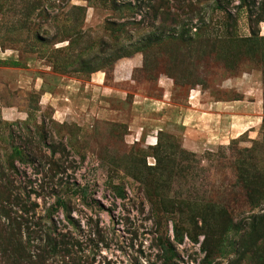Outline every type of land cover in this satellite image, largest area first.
I'll use <instances>...</instances> for the list:
<instances>
[{
	"label": "rangeland",
	"instance_id": "obj_1",
	"mask_svg": "<svg viewBox=\"0 0 264 264\" xmlns=\"http://www.w3.org/2000/svg\"><path fill=\"white\" fill-rule=\"evenodd\" d=\"M261 10L264 0H0V168L16 192L34 191L37 205L21 224L20 242L29 245L21 264H264L263 237L239 255L231 246L241 241L233 224L264 206L243 197L236 170V151L264 145V119L254 137L192 151L181 124L160 120L152 104L138 121L132 108L136 92L160 97V75L181 104L197 86L236 97L222 83L252 71L264 94V70L236 62L234 41L249 35V16ZM255 28L264 35V20ZM136 54L143 64L134 82L113 83L115 62ZM93 71L126 98L87 86ZM65 85L80 87L71 92L75 111L59 116L54 104L39 103L43 90L65 101ZM6 106L21 114L4 118ZM104 106L111 110L101 113ZM258 151L256 168H264ZM0 206L20 213L3 192ZM53 224L56 238L68 237L67 257L39 256ZM20 247L1 237L0 264H19Z\"/></svg>",
	"mask_w": 264,
	"mask_h": 264
},
{
	"label": "crops",
	"instance_id": "obj_2",
	"mask_svg": "<svg viewBox=\"0 0 264 264\" xmlns=\"http://www.w3.org/2000/svg\"><path fill=\"white\" fill-rule=\"evenodd\" d=\"M142 64L143 58L139 54L116 61L112 69V82L115 84L134 82L131 77L132 72L134 68L141 67ZM157 85L161 88L159 98H153L141 92L134 93L132 108L139 115L137 120L145 118L146 111L152 104L159 113L160 120L167 119L181 124L182 145L189 150L210 149L218 144H226L245 133L254 137L263 122V90L257 71L245 72L241 76L229 78L222 83V89L236 92V97L232 98L213 96L197 86L187 91L185 102L181 104L172 99L174 84L170 78L160 75ZM87 86L102 90L106 99L116 96L124 100L128 94L126 90L106 85L105 73L102 71L92 72ZM37 87L40 88V85H36ZM65 88H71L70 95L63 96L65 101L61 99L57 101L59 96L43 90L39 103L54 104L55 113L59 116L65 112L72 113L76 102L75 93L71 92L80 87L65 85ZM150 100L152 103L149 102ZM109 110L111 109L104 106L101 113H107ZM2 114L4 118H8L18 116L21 111L14 106H6L3 107ZM140 134L141 130L137 129L136 135Z\"/></svg>",
	"mask_w": 264,
	"mask_h": 264
},
{
	"label": "trees",
	"instance_id": "obj_3",
	"mask_svg": "<svg viewBox=\"0 0 264 264\" xmlns=\"http://www.w3.org/2000/svg\"><path fill=\"white\" fill-rule=\"evenodd\" d=\"M249 26V35L240 36L237 39L234 38V41H237L236 44V62H241L244 58L251 60L262 67L264 70V35H260L258 28L259 22L264 20V11L254 14L251 13L248 19ZM13 64H17L13 62ZM94 72V71H93ZM263 85H264V76H263ZM263 113H264V94H263ZM264 119V117H263ZM257 148L264 150V145L262 142L253 143L251 147H245L236 151V170L238 171V181L240 182V189L242 190L243 197L251 204L253 208L257 206L258 203L264 205V168H256L257 166ZM17 154L19 152L17 151ZM21 156V155H20ZM23 156V155H22ZM23 158V157H22ZM9 166L13 167V165ZM1 167V164H0ZM13 176L11 172H4L0 168V185L5 183L4 188L0 189V192H3L5 198H9L13 205L17 206L20 210V213L14 217L10 214V210L7 207L0 206V215H3L5 219L9 220V223L2 225L0 224V238L3 237L4 240L8 241V244L11 245H21V256L17 258V262L21 264V261L27 260L28 255H26L25 249L28 248V244L22 245L20 242V235L22 232V221L28 222V217L34 216V210L37 206L31 200V192L34 191H25L16 192V188L12 184ZM2 190V191H1ZM60 199V198H59ZM58 203L63 204L62 200H58ZM31 212L29 215H27ZM232 232H236V236L241 240L238 243L231 242L232 249L239 254L245 253L247 248L255 245V241L264 238V206L261 212L248 214L240 219L238 223L233 224ZM35 231H30L34 233ZM46 232V242L43 247L40 248V255H47L48 258L54 255H63L67 257L69 250L65 245L67 243L65 237H68L64 234H61L62 237L56 238L54 234L57 233L56 227L48 225L45 228ZM201 249L206 251L205 257H209L210 253V242L209 238H206L201 242ZM64 257V259H65ZM170 260L169 258H165ZM21 260V261H20ZM68 261V259H67ZM66 259L64 264L67 263ZM168 263V262H167ZM46 264V263H44ZM48 264H50L48 262ZM70 264H73L72 262ZM171 264V263H169Z\"/></svg>",
	"mask_w": 264,
	"mask_h": 264
}]
</instances>
